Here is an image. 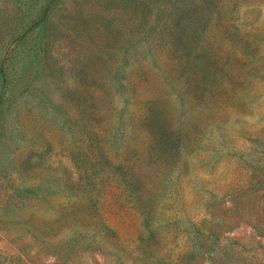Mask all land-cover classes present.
Listing matches in <instances>:
<instances>
[{
	"label": "rangeland",
	"instance_id": "1",
	"mask_svg": "<svg viewBox=\"0 0 264 264\" xmlns=\"http://www.w3.org/2000/svg\"><path fill=\"white\" fill-rule=\"evenodd\" d=\"M0 264H264V0H0Z\"/></svg>",
	"mask_w": 264,
	"mask_h": 264
}]
</instances>
